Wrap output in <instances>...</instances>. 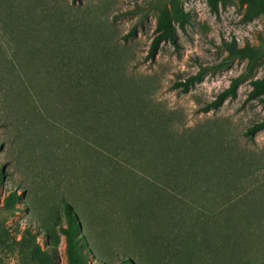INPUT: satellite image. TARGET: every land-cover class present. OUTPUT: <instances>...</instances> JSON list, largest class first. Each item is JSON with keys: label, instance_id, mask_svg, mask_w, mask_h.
<instances>
[{"label": "rangeland", "instance_id": "1", "mask_svg": "<svg viewBox=\"0 0 264 264\" xmlns=\"http://www.w3.org/2000/svg\"><path fill=\"white\" fill-rule=\"evenodd\" d=\"M209 2L178 0L187 23L175 22L176 44L161 42L150 57L168 0H0V264H43L36 249L51 264H68L65 204L87 264H264V130L243 135L263 116L250 92L264 79V12L252 15L240 0H217L212 11ZM69 26L75 44L89 43L90 61L114 63L127 91L167 115L157 124L170 121L174 139L207 132L199 156L212 164L172 168L158 142L171 137L156 132L153 172L135 154L134 183L104 196L90 188L99 172L90 166L89 130L77 133L75 106L37 101L61 79L53 62ZM94 44L101 50L93 54ZM202 68L186 93L173 88ZM238 77L234 97L200 111ZM113 157L124 163L122 153Z\"/></svg>", "mask_w": 264, "mask_h": 264}, {"label": "trees", "instance_id": "2", "mask_svg": "<svg viewBox=\"0 0 264 264\" xmlns=\"http://www.w3.org/2000/svg\"><path fill=\"white\" fill-rule=\"evenodd\" d=\"M240 3L246 5L247 9L253 10L252 15L264 12V0H240ZM209 4L211 10L216 11L217 0H210ZM187 20L188 14L179 7L178 0H168V6L159 11L156 35L149 49L150 57H153L161 42H170L175 45L176 28L174 23L176 22L180 27H183ZM77 39L74 31H71V26L63 32V56L61 59L58 58L57 64L53 62L59 69L61 79L57 83L55 91L46 89L37 94V101L44 106L53 103L59 104L63 110L67 108L69 103L75 106L74 119L77 133L81 136L89 130L90 166L96 173L99 172L93 175V180L96 183L92 184L90 188L97 192L98 190L103 191L102 196H104L106 191L124 190L129 186V183H134V177H131L130 173L133 171H131L132 155L135 154L139 155V160L145 159L148 163V172H153L150 170L153 168L151 165L153 158L150 154L158 148L157 142L153 138L156 132L169 134L171 137V139H159L158 142L163 144L161 148L164 152H170L173 155V163L170 161L172 168H182L188 171L198 165L212 164L211 162L203 163L199 156V150L203 145L202 137L207 132L199 130V128L187 130L188 132L191 131L187 134V138L180 136L174 139L170 121L168 124L166 122L157 124L158 120L166 119L167 115L161 111L145 107L142 103L145 96L138 92L127 91L125 84L128 81L124 75L119 76L117 74V67L114 63L111 61L102 62L99 59L90 61V56H85L90 55L89 43L84 46L82 44L84 39H81L79 43L75 44ZM91 48L93 54L95 50H101L99 44H94ZM43 50H47V47ZM228 51L230 54L234 53L237 58L248 56L242 51L238 55L232 46H228ZM44 60L52 63L50 58ZM91 70H96L95 74L99 77L91 75ZM204 75L205 69L202 68L183 82H175L173 88H181L180 90L186 93L188 88L200 81ZM240 83L241 78H234L226 89L221 91L214 100L201 107L200 111L208 113L211 110L219 109L227 98L236 95ZM119 85L120 89L117 87ZM252 86L250 96L260 97L263 116L259 122L252 124L244 131L243 135L249 139H253L258 132L264 130V79L255 80ZM14 96L15 100L16 98L21 100L19 94ZM123 105H128L129 108H124ZM181 138L183 139L181 140ZM126 152L132 153H127L126 156ZM121 153L125 159H122L124 163L113 157ZM139 165L143 166L144 163L140 161ZM1 178L2 171H0ZM183 189L186 190L185 187ZM91 196L94 199V195ZM128 197L129 193L123 195L125 200ZM15 199L13 193L9 194L8 203L12 206ZM64 211L67 217V226L66 229H63V233L66 239L68 264H87L75 236L76 223L68 204H65ZM34 256L39 258L43 264H51L50 256L47 255L42 258L39 249L35 250ZM128 263L130 260H122V264Z\"/></svg>", "mask_w": 264, "mask_h": 264}]
</instances>
